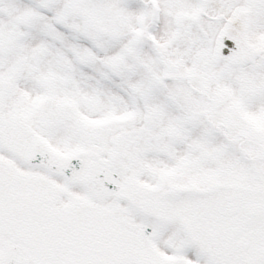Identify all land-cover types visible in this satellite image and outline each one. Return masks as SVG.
<instances>
[{
  "label": "snow or ice",
  "instance_id": "6c2138e0",
  "mask_svg": "<svg viewBox=\"0 0 264 264\" xmlns=\"http://www.w3.org/2000/svg\"><path fill=\"white\" fill-rule=\"evenodd\" d=\"M0 264H264V0H0Z\"/></svg>",
  "mask_w": 264,
  "mask_h": 264
}]
</instances>
